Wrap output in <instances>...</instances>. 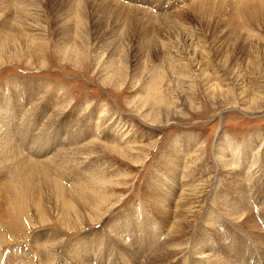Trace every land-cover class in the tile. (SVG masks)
I'll return each instance as SVG.
<instances>
[{
	"label": "rangeland",
	"instance_id": "1",
	"mask_svg": "<svg viewBox=\"0 0 264 264\" xmlns=\"http://www.w3.org/2000/svg\"><path fill=\"white\" fill-rule=\"evenodd\" d=\"M2 188L0 264H264V0H0Z\"/></svg>",
	"mask_w": 264,
	"mask_h": 264
},
{
	"label": "bare ground",
	"instance_id": "2",
	"mask_svg": "<svg viewBox=\"0 0 264 264\" xmlns=\"http://www.w3.org/2000/svg\"><path fill=\"white\" fill-rule=\"evenodd\" d=\"M121 154V153H120ZM127 156V155H126ZM188 175V174H187ZM190 176V175H189ZM47 177H49V175H47ZM190 178V177H189ZM54 189H53V191L55 192V194H56V197L66 206V213L68 214V215H71V216H73L74 215V210L75 209H73V207H72V205L74 204L72 201H71V199L67 196V193H66V189L62 186V185H60V184H58L57 183V185L56 184H54ZM195 188V187H194ZM187 190H189V189H187ZM76 192V191H75ZM0 193H2V196H1V200H2V202H3V194L5 193L4 192V190H3V188H2V190L0 191ZM93 195L94 194H89L82 202H81V204H85V201H87V200H89V198H91V197H93ZM197 195V194H196ZM201 195V194H200ZM195 196V195H194ZM196 197V196H195ZM100 200H103V198H98L96 201H100ZM34 203H35V211H36V213H37V221H35V223L37 222L40 226L41 225H46V224H48V223H50V221H48L47 222V220L44 218V216L46 215V213H45V210H44V207H43V203H42V200L40 199V201H33ZM186 203V202H185ZM193 204L194 203H192L191 204V206H193ZM197 204V203H196ZM187 206V205H186ZM195 206H197V205H195ZM190 207V206H189ZM9 208V207H8ZM29 208L30 209H33L32 208V204L31 203H24V202H21V207H20V210H19V212H17V210L18 209H16V210H14V209H12V211H11V209L9 208L8 210H7V212L9 213V215L10 216H16V220H15V222L14 223H17L18 222V228L19 229H21V228H23V224L21 223V221H20V219L19 218H17V217H19V216H25V213H29L28 211H31V210H29ZM187 208V207H186ZM194 208V207H193ZM263 208V207H262ZM192 209V208H191ZM180 210V209H179ZM188 210V209H187ZM263 210V209H262ZM34 211V210H33ZM196 213V212H195ZM198 213V212H197ZM192 215H193V213H191ZM260 214H261V212H260ZM191 215V216H192ZM196 215V214H195ZM180 216V215H179ZM194 216V215H193ZM192 216V217H193ZM186 216H184V218H185ZM33 217H31V219H30V222H32V225H36L34 222H33V219H32ZM189 218H187V220H188ZM185 220V219H184ZM256 221V220H255ZM29 222V223H30ZM75 222H78V221H75ZM177 222H179V225L177 226V229H178V227H183L182 225H184V222L183 221H181L180 219H179V217H178V220H177ZM197 222V221H196ZM254 222V221H253ZM191 223V222H190ZM258 223V222H257ZM256 223V224H257ZM37 224V225H38ZM253 224V223H252ZM65 225V227H66V229L67 230H72L73 231V229H78V227L79 226H74V225H67V223H64L63 224V226ZM85 225V224H84ZM83 226V225H82ZM190 226V225H189ZM258 226V225H257ZM251 227V226H250ZM255 227H253V229H254ZM251 229V228H250ZM21 230H23V229H21ZM179 230H181V229H179ZM174 231V230H173ZM174 234V237H176L175 236V232L173 233ZM259 234V233H258ZM258 236V235H257ZM256 236V237H257ZM40 237V236H39ZM45 237V236H44ZM51 237V236H50ZM46 238V237H45ZM56 238V235L55 234H53L52 235V237H51V239L49 238H46V240L44 241V243L43 244H39L38 243V245L37 246H35V248H36V250L37 251H39V252H41V251H45V256H46V258L48 259H50L51 257L50 256H53L52 255V252L50 251L53 247L54 248H57V249H59V246L58 245H60V244H62L61 243V241L60 242H58L59 240L57 239L58 238V236H57V238ZM260 241V240H259ZM5 242V239L0 235V244L2 245L3 243ZM83 242V241H82ZM62 245H64V244H62ZM63 247V246H62ZM164 249V248H163ZM264 249V248H263ZM55 252V251H54ZM58 252V251H57ZM166 252V251H165ZM163 253V252H162ZM49 254V255H48ZM155 254V253H154ZM47 255L49 256V257H47ZM45 256H44V258H45ZM264 256V255H263ZM159 259V258H158Z\"/></svg>",
	"mask_w": 264,
	"mask_h": 264
}]
</instances>
